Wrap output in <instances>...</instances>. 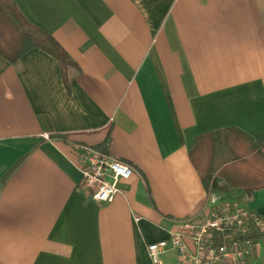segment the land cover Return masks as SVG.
I'll return each mask as SVG.
<instances>
[{
  "label": "crops",
  "instance_id": "obj_1",
  "mask_svg": "<svg viewBox=\"0 0 264 264\" xmlns=\"http://www.w3.org/2000/svg\"><path fill=\"white\" fill-rule=\"evenodd\" d=\"M14 1L75 64L0 55V264H154L148 245L189 219L264 215V187L208 190L192 157L204 137L195 156L215 158L217 131L264 133V0ZM106 141L134 174L99 203L81 153ZM160 259L180 264L171 245Z\"/></svg>",
  "mask_w": 264,
  "mask_h": 264
},
{
  "label": "built area",
  "instance_id": "obj_2",
  "mask_svg": "<svg viewBox=\"0 0 264 264\" xmlns=\"http://www.w3.org/2000/svg\"><path fill=\"white\" fill-rule=\"evenodd\" d=\"M81 174L83 191L96 202L109 203L134 168L109 153L83 146ZM254 233H264V215L227 204L222 211L183 222L169 240L148 245V252L154 264H162L160 255L169 245L178 253L180 264H247L259 246L252 238Z\"/></svg>",
  "mask_w": 264,
  "mask_h": 264
},
{
  "label": "trees",
  "instance_id": "obj_3",
  "mask_svg": "<svg viewBox=\"0 0 264 264\" xmlns=\"http://www.w3.org/2000/svg\"><path fill=\"white\" fill-rule=\"evenodd\" d=\"M33 48H40L56 57L66 79L69 78V68L75 63L57 40L33 24L14 0H0V55L14 63ZM207 137L212 140L216 160L214 156L209 162L195 156L204 137L195 142L192 157L200 167L202 181L208 190L229 192L240 188L252 193L264 187V133L259 139H254L237 128H230ZM108 142L96 149L106 152ZM258 236L252 234L255 241Z\"/></svg>",
  "mask_w": 264,
  "mask_h": 264
},
{
  "label": "rangeland",
  "instance_id": "obj_4",
  "mask_svg": "<svg viewBox=\"0 0 264 264\" xmlns=\"http://www.w3.org/2000/svg\"><path fill=\"white\" fill-rule=\"evenodd\" d=\"M205 154H207L208 152H204Z\"/></svg>",
  "mask_w": 264,
  "mask_h": 264
}]
</instances>
